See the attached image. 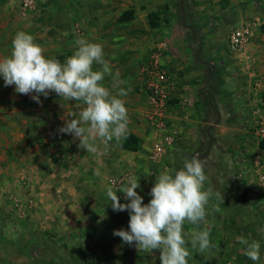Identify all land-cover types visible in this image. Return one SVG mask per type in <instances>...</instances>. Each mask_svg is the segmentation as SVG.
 Instances as JSON below:
<instances>
[{
	"label": "rangeland",
	"instance_id": "374dc122",
	"mask_svg": "<svg viewBox=\"0 0 264 264\" xmlns=\"http://www.w3.org/2000/svg\"><path fill=\"white\" fill-rule=\"evenodd\" d=\"M172 2L178 15L169 11L166 26L170 35L162 37L164 40L152 49L129 52V59L138 56L136 62L119 63L116 49L104 50L113 73L118 72L124 82L120 87L130 89L122 97L125 106L133 94L147 96V124L155 134L151 142L141 139L135 154L121 150L116 140L107 148L97 140L96 153L85 151L78 138L59 131L65 119H71L68 113L78 111L75 101L68 102L52 92L46 98L41 96L38 104L31 99L35 93H16L14 85L5 87L0 79V264H148V252L138 249L135 242L129 246L113 236L114 230H127L129 214L127 210L113 211L105 188L112 185L118 190L129 175H135L141 185L136 191L146 204L151 197L144 193L154 185L155 176L165 169L181 168L184 158L193 156L204 162L206 173H211V187L225 183L244 190L242 196L233 193L229 197L225 207L230 211L217 213L221 222L208 226L210 236L230 237L231 251L245 258L246 264L253 262L245 256L236 237L259 240L258 264H264V233L258 231L264 227V191L252 170L254 156L264 148L259 146L262 140L256 136L251 115L252 104L264 92V34L258 25L242 49L232 50L227 45L229 33L242 22L259 23L264 19V0H232L201 19L185 9L187 0ZM84 7L85 0H0V59L10 55L14 35L23 30L33 35L46 57L63 63L75 50L78 37L95 42L88 34ZM189 29L195 32L198 46ZM159 44H164L160 51ZM245 48L254 50V54L246 53ZM169 49L190 56V63H211V77L203 80L204 87L210 84V90L201 101L210 96L212 121L221 131L217 138L207 140H220L209 160L204 159L208 155L206 145L184 149L180 154L183 158H177L179 152L174 146L155 159L150 157L154 144L172 135L159 129L160 114L167 108L181 107L185 100L170 95L167 102H153L142 83L138 92L137 81L148 58L153 54L160 58ZM93 68L99 70L100 65L94 64ZM103 83L116 94L112 75L105 76ZM204 87H197L198 92ZM224 128L234 130L227 132ZM112 151L114 158L108 155ZM146 170L153 175L146 177ZM223 176L226 179L220 180ZM114 178L122 181L115 184ZM117 195L121 203H126L123 193ZM69 233L73 235L69 237ZM229 264H238L237 259Z\"/></svg>",
	"mask_w": 264,
	"mask_h": 264
},
{
	"label": "clouds",
	"instance_id": "9594fccd",
	"mask_svg": "<svg viewBox=\"0 0 264 264\" xmlns=\"http://www.w3.org/2000/svg\"><path fill=\"white\" fill-rule=\"evenodd\" d=\"M100 65L94 70L93 65ZM112 75L113 95L103 83L105 76ZM0 79L4 86L14 85L19 94L35 93L31 99L40 103V97L52 92L66 101H75L78 111L69 112L61 133L72 134L79 139L85 151L96 153L99 140L106 148L113 140L124 136L128 123V109L122 97L130 89L120 87L123 81L119 73H113L110 63L104 58L103 45L80 36L75 41V50L62 63L57 58L44 55L43 47L35 42L33 35L20 30L12 40L11 53L0 59ZM99 174V173H97ZM153 175L146 170V177ZM139 177L129 175L127 182L118 190L109 185L105 188L113 211H128L129 223L125 230L113 231V236L123 243L133 245L145 252L159 250L161 264H188L190 243L193 250L204 253L216 247L210 239L208 223L209 203L214 198L223 201L221 192L206 188L207 175L204 162L196 156L184 158L179 169H165L155 176L154 185L144 203V197L136 191L141 187ZM123 193L126 203H121L117 193ZM216 212L220 209L213 205ZM194 226L190 240L184 231L185 223ZM264 233V227L258 229ZM245 256L258 264L261 258L259 240L237 236Z\"/></svg>",
	"mask_w": 264,
	"mask_h": 264
},
{
	"label": "crops",
	"instance_id": "0c3cea01",
	"mask_svg": "<svg viewBox=\"0 0 264 264\" xmlns=\"http://www.w3.org/2000/svg\"><path fill=\"white\" fill-rule=\"evenodd\" d=\"M172 1L173 0H85L83 16L89 23L88 34L95 38V42L103 45V50L112 47V51L114 49L117 51L116 59L119 63H125L126 61H128L127 63H133L134 61L136 62L138 56L135 55V57L129 59L127 57L129 52H133L134 54L135 52L145 51L147 47L152 49L159 41H163L166 39L167 35H170L168 26H166L168 25L166 21L170 16L169 11L173 15H178L173 7ZM231 2L232 0H187V4L189 5L186 6L185 9L189 13H193L192 17L201 19L221 10ZM169 6H171V8H169ZM127 11L131 12L130 17L125 20L121 19L123 14ZM151 14L155 15L153 21L157 24V27L154 29L149 27V15ZM152 34H154V36H152ZM162 37L165 38L162 39ZM193 43L197 46L200 44L198 39L197 42ZM113 46L115 48H113ZM174 50L177 52L173 53L170 49L169 52L164 51L163 55L160 57V63L168 75V91L170 95L176 99L185 100V103L177 109H165V111L160 114L159 126L161 128L159 129L163 130V132L166 131L172 135H176L177 138L173 146L177 148L175 150H178L175 152H179L177 158H183V155L180 154L184 149L204 148L206 145V147H208V155L206 154L204 159L209 160L211 151L220 146V140L217 139L213 142L210 140L209 143L207 140H209V137L217 138V133L221 131V129H219V124L212 121L213 110L211 109L210 96L209 98L205 97L206 101L204 103L201 101V98H203L204 95H208L207 91L210 90V84L204 87L203 80L207 81L211 77V63H190V56H186L177 49ZM245 51L246 53L254 54V50L252 49L245 48ZM115 61V58L112 59V62ZM257 66L260 67V63H257ZM137 82L138 90L142 83L141 78H138ZM197 87H204L205 89L199 93ZM139 91L140 90H138V92ZM256 93H258L257 90ZM128 101H130V103L126 105L128 109L126 130L135 134L140 140H148L151 142L155 132L149 130L150 127L149 124H147L146 115L149 111L146 105L147 96L139 92L130 96ZM255 108L262 110L264 113V101L262 98L252 104L251 115L254 118L255 116L252 110ZM226 130L229 132L234 129L224 128V131ZM120 140H116L115 142L119 145ZM98 143L99 142L96 144ZM102 147L105 146L102 145ZM171 148L172 147L169 149ZM112 153L113 151L108 152V155L114 158L116 155ZM130 153L135 154L136 152ZM117 158L118 157H115V159ZM174 161L177 162L176 159H174L173 162ZM206 175L207 180L205 182V187L208 188L211 187V173H206ZM223 178L224 179L221 178L220 180L226 179L224 176ZM229 186L230 184L222 183L220 187L215 185L211 187L214 192L218 191L222 193L223 201H217L214 198L210 201L208 206L209 214L207 216L208 223L202 224L201 227L215 226L216 223L221 222L217 213L220 211L224 212L228 209V211H230V208H226L225 206L233 193L238 196L244 195L243 189H232ZM149 192L150 191H146L144 194L148 196ZM213 205H218L220 211L216 212ZM196 227L197 226L186 222L184 225L186 236L191 237L188 231L192 234ZM210 238L216 247L204 253L193 250L190 243L187 245L191 253L188 264H229L232 259H237L238 264H241L242 261L243 264H246V262H244L246 261L244 260L245 258H241L239 254L231 251L230 245L232 243L230 242V237L224 238V236L215 235L214 237L210 236ZM188 239L190 240V238ZM159 257V250H153V252L149 253L148 264H161Z\"/></svg>",
	"mask_w": 264,
	"mask_h": 264
},
{
	"label": "built area",
	"instance_id": "2783aa9c",
	"mask_svg": "<svg viewBox=\"0 0 264 264\" xmlns=\"http://www.w3.org/2000/svg\"><path fill=\"white\" fill-rule=\"evenodd\" d=\"M25 4H28V2H25ZM258 25H264V19L259 23L245 21L233 29L228 35L229 48L232 50L242 49L256 31ZM163 47L164 44H159L157 49L160 51ZM140 72L142 84L148 91L150 99L153 102H167L170 96L168 91V75L160 63L158 55H151L147 62L141 66ZM255 83L257 84L258 80H255ZM252 112L255 116L254 129L256 136L259 137L260 140H264V113L258 108L253 109ZM176 138L175 135H165L161 141L154 144L150 157L155 159L163 152H166L173 146ZM252 170L257 183L264 191V150L259 151V153L254 156L252 160ZM121 181V178H114L112 180L115 184H119Z\"/></svg>",
	"mask_w": 264,
	"mask_h": 264
},
{
	"label": "trees",
	"instance_id": "16d2710c",
	"mask_svg": "<svg viewBox=\"0 0 264 264\" xmlns=\"http://www.w3.org/2000/svg\"><path fill=\"white\" fill-rule=\"evenodd\" d=\"M130 13H131L130 11L125 12L123 14V16L121 17V19H123V20L128 19L130 17ZM154 16H155L154 14L149 15V27L151 29H154V28L157 27V24L153 21V17ZM183 27L186 28V25H183ZM260 31H261L262 34H264V25L260 26ZM189 33H190V36H191V39L193 40V42H197V38L195 36V32L193 30L189 29ZM195 58H197V54L196 53H195ZM261 98L264 101V92L262 93ZM119 145H120V148L122 150H124V151L137 152L140 149V147H141V140L135 134H133L132 132L126 130L124 136L121 137ZM259 146H260V148H264V140H262V142L260 143ZM9 224L8 223H3V225H7V226H9ZM11 226H13V225H11ZM94 230H96V228H94ZM72 235L73 234L71 233L69 235V237H71Z\"/></svg>",
	"mask_w": 264,
	"mask_h": 264
}]
</instances>
